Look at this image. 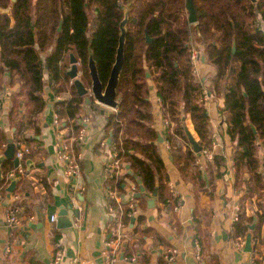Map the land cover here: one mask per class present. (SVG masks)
<instances>
[{
  "label": "trees",
  "instance_id": "1",
  "mask_svg": "<svg viewBox=\"0 0 264 264\" xmlns=\"http://www.w3.org/2000/svg\"><path fill=\"white\" fill-rule=\"evenodd\" d=\"M192 3L196 23L189 24L185 0H0V8L10 9L9 13H0V95L4 93L9 73V85H19L10 96L9 121L16 125L20 110L28 105V123L39 133V114L46 107L43 92L48 86L59 98L54 110L60 124L70 128L69 135L78 136L83 126L80 121L86 117L85 97L78 94L68 75L71 54L78 60L79 78L91 88L89 57L92 53L99 78L106 86L116 61L120 24L128 15L125 61L116 96L119 104L108 117L107 132L113 153L124 167L130 166L132 174L125 170L122 174L107 176V189L121 194L127 192L128 185H135L139 192L137 179H140L146 193L152 194L158 189L157 201L162 206L173 210L179 203L178 195L170 192L169 174L158 147L159 130L155 127L150 99L152 80L160 98V115L172 123L164 129V138L180 179L190 185L194 200L190 216L198 261L220 264L206 227L213 211L212 184L223 175L220 169L224 158L213 154L212 161L205 162L201 169L196 162L198 154L192 151L181 121V116H188L202 150H212L204 81L195 74L191 60L194 37L198 38L205 61L212 67L205 79L215 97L223 100L219 113L232 147L233 188L239 198L237 220L231 224L230 237L233 241H245L250 234L253 262L264 264L261 249L264 246V0H192ZM146 32L154 38L149 43ZM45 70L49 75L48 84L44 81ZM89 98L91 106L99 107L93 96ZM7 140L5 132L0 130L1 150ZM78 143L73 144L76 153ZM11 171L21 176L13 161L5 160L0 193H6L10 183L6 174ZM40 182L45 189H50L45 178ZM27 184L22 177L15 189L19 188L25 196L30 191ZM201 195L210 200L203 208L198 205ZM107 202L117 214L118 220L114 223L121 224V228L133 223L131 214L136 208L147 210V201L142 197L123 203L108 195ZM247 204L253 205L251 214L247 213ZM23 208L27 215L31 212ZM254 220L255 227L250 230ZM175 226L180 228L177 219ZM133 229L137 245L128 241L124 246L125 239H119L117 233L109 239L119 240L125 258L134 257L139 246L147 242L146 238L153 237L164 249L170 247L156 229L147 225L143 213L136 217ZM57 232L55 242L59 244ZM170 250L162 251L159 264H170L167 260ZM141 261L150 263L148 252L142 254Z\"/></svg>",
  "mask_w": 264,
  "mask_h": 264
},
{
  "label": "crops",
  "instance_id": "2",
  "mask_svg": "<svg viewBox=\"0 0 264 264\" xmlns=\"http://www.w3.org/2000/svg\"><path fill=\"white\" fill-rule=\"evenodd\" d=\"M192 48L196 55L199 54L198 61L196 59L192 61L194 72L207 85L205 101L213 139L212 152L224 158V165L220 169L223 175L215 179L212 184L213 211L206 229L211 236L212 248L218 255L220 264H253L250 252H244L243 247H237L236 242L230 237V227L233 223L239 194L233 188L232 147L225 134L226 124L219 113L223 107V100L221 97H215L209 82L205 79L212 72V67L205 61L198 38L194 39ZM45 57L46 54H43V58ZM8 77L9 73L6 74L4 93L0 95V130L5 132L7 138H13L17 144L29 148V152L20 162L19 170L23 179L28 183L30 191H27L25 196L21 195L19 188L15 189V193L14 191L1 193L0 264H55L54 254L58 244L55 242V230H58V245L63 252L59 264H73L76 261L80 264H107L103 254L107 248L118 255L119 261L115 264H143L141 256L147 252L150 256L149 264H159L160 254L169 249L175 251L170 264H200L190 216L195 206L194 200L190 194V185L183 184L180 179L173 163L169 144L164 138V129L172 126V123L165 124L160 115V98L156 94L152 80L150 99L155 114V127L159 130L162 139L158 147L169 174V186L173 188L175 195H178L179 203L171 210L159 204L156 198L154 209H149L148 203L146 211L136 208V213L132 216L133 223L129 227L121 228V224L116 226L114 223L118 220L116 212L108 206L109 191L106 185V179L109 176L107 167L115 155L108 143L110 134L107 132V122L109 115L116 110L101 106L96 101L99 107H93L91 103L87 104L85 101V116L89 118V121L87 124L83 123L85 137L83 141H80L79 134L78 136L68 134L70 128L65 124L56 126L54 106L59 98H56L51 89L46 86L43 92L46 107L39 114L40 130L39 133H35V128L28 123V105H24L20 110L21 115L16 125L9 121L8 115L12 107L10 96L19 89V85H9ZM48 80L49 75L45 70V83L48 84ZM190 126L191 130L188 129L197 141L198 137L191 124ZM75 141L79 142L77 153L73 145ZM63 142H69L72 146V153L80 156L78 175H67L65 172L66 162L59 156V149ZM2 152L3 149H0V155ZM204 165L205 163H203V169ZM125 170H127L126 166ZM21 176H17L15 180L19 181ZM41 178L46 179L50 186L49 190L45 189L40 182ZM204 178L208 182L206 172H204ZM130 186L132 185L127 186L126 193L117 194L115 192L116 201L133 202L137 190L132 192ZM145 195L150 197L152 194L145 192ZM209 201L206 196L201 195L198 205L203 208L210 204ZM21 202L24 203L23 206ZM12 205H18L21 209V222L15 228L9 227L6 220L7 209ZM246 206L247 213L251 214L253 205L247 204ZM23 207H27L26 210L31 212L27 215ZM62 209H67L73 223L66 229H59L57 220L51 221L52 215L55 214L58 217ZM142 213L146 216L147 225L156 229L169 242L170 247L164 249L153 237H145L147 242L139 246L134 257L125 258L124 256L121 259L124 251L120 247L119 240L113 242L109 239L117 233L119 239H125L124 243L130 241L132 245H137V236L133 228L136 224V217ZM176 219L180 223L179 229L175 226ZM109 243L112 244L111 247L108 246ZM261 249L264 251V246Z\"/></svg>",
  "mask_w": 264,
  "mask_h": 264
},
{
  "label": "water",
  "instance_id": "3",
  "mask_svg": "<svg viewBox=\"0 0 264 264\" xmlns=\"http://www.w3.org/2000/svg\"><path fill=\"white\" fill-rule=\"evenodd\" d=\"M15 1V0H13ZM254 2L255 0H251ZM185 10L187 12V20L189 24L196 23V14L194 10V6L192 3V0H185ZM10 9H3L0 8V13H9ZM127 22H128V15L125 16L124 20L120 24V37H119V45L117 49V55H116V61L113 65L108 83L106 86L103 85L99 78L97 64L94 60L93 54L90 53L89 57V70L90 75L92 78V86L91 88H87L84 83L79 78V69H78V60L74 56V54H71V69L68 71V75L73 80V83L77 89V92L80 96L85 97V101L87 104L91 103V100L89 96H93L95 101L105 107H108L110 109L116 110L118 107L119 102L116 99L117 96V88L119 85L120 75L123 69L124 61H125V42H126V34H127ZM63 20L60 21L58 31L60 32L62 30ZM154 38L150 37L149 34L146 32V41L149 43ZM235 50V43L232 44V51ZM147 77L150 78L149 71H146ZM104 112V111H102ZM184 121V118H182ZM252 130L255 132L253 126H251ZM184 132L187 137V140L192 148V151L196 154H199L202 150V147L199 145L198 141H196L191 134L190 130L186 125H184ZM161 135L159 133L158 142H161ZM108 143H111V138L108 139ZM20 147V144H17L13 138H8L7 144L5 149L2 152V155H0V184L4 180L5 175L3 172V163L5 160H12L14 163V167L19 168L21 159H19L16 156V151ZM126 169L128 170V173L132 174V171L130 169V166L127 165ZM18 180H12L10 182L9 187L7 188V191L9 193H12L17 185ZM138 184L140 185V191L135 194V197H143L147 203L149 209H154L156 206V198L158 194V189L156 188L152 195L150 197L145 195V188L142 184V181L140 179H137ZM256 221L254 220L252 224L249 225V229L253 230L255 227ZM73 225L70 216L68 214L67 209H62L57 217V227L59 229H66ZM127 243H124V246ZM244 252H250L251 250V236L250 234L246 235L245 241H244ZM124 258V252L121 254V259Z\"/></svg>",
  "mask_w": 264,
  "mask_h": 264
},
{
  "label": "built area",
  "instance_id": "4",
  "mask_svg": "<svg viewBox=\"0 0 264 264\" xmlns=\"http://www.w3.org/2000/svg\"><path fill=\"white\" fill-rule=\"evenodd\" d=\"M195 59V54H192L191 56V60L193 61ZM89 121L88 117H83L82 120L80 121L82 124H87V122ZM165 124L168 123L167 120H164ZM55 124L56 126L60 125V121L57 117V115H55ZM85 137V128H81L80 132H79V136L78 139L80 141H83ZM71 144L69 142H63L61 144V147L59 149V156L60 159L66 162V174L67 175H78L80 173V156L79 154H73L72 153V148H71ZM29 152V148L24 146V145H20V147L17 149L16 151V156L22 160V158L24 157V155ZM213 159V152L212 150H201V152L198 154L196 162L198 163L199 167L202 169L203 168V163L205 162H209L212 161ZM20 166V165H19ZM231 169L232 172L234 173V168H233V161H232V165H231ZM125 171V167L124 165L120 162V160L117 158V154L115 153L113 160L111 161V164L107 167V172L109 174V176H113L114 174H120V172ZM15 173L10 172L6 178L11 181V180H15ZM131 191L135 192L136 191V187L135 185L130 186ZM170 192L172 193V195H175L173 188L170 187ZM109 196L112 199H117V195L114 191H110L109 192ZM0 197H1V193H0ZM20 207L17 205H12L7 209V215H6V220L7 223L9 225V227H15L17 225L20 224L21 219H20ZM237 210V208H236ZM136 213V211L134 210L132 212V216ZM57 220V215H52L51 217V221L55 222ZM237 220V212L234 214L232 221H236ZM111 243H109V247H111ZM237 247L241 248L242 245L237 243L236 244ZM59 246V245H58ZM241 246V247H240ZM244 246V243H243ZM60 247V246H59ZM57 248V250L55 251L54 254V262L55 264H59L60 261L62 260L63 257V252L61 248ZM171 255L169 257H167L168 262L170 263L173 260V254L175 253L174 250H170ZM104 256H105V260L107 264H115L119 261L118 255L115 254V252H112L109 248L105 249L103 252ZM73 264H80L77 261L74 262ZM254 264V262H253Z\"/></svg>",
  "mask_w": 264,
  "mask_h": 264
},
{
  "label": "rangeland",
  "instance_id": "5",
  "mask_svg": "<svg viewBox=\"0 0 264 264\" xmlns=\"http://www.w3.org/2000/svg\"><path fill=\"white\" fill-rule=\"evenodd\" d=\"M196 37H194V39H195ZM195 50H194V48H192V54H195V59H196V61H198V57H199V54H197L196 55V53L194 52ZM204 88H205V97H206V91H207V85L205 84V82H204ZM102 106V105H101ZM182 118H184V121L182 120ZM181 121H182V123H183V125H186L189 129L191 128V126H190V119L188 118V116H181ZM191 130V129H190ZM171 187V186H170ZM248 203V202H247ZM238 211V205H237V210H235V213ZM234 242H236V244L237 243H239V244H241L242 245V247H244L243 246V243H244V241H234ZM241 247V246H240ZM241 247V248H242Z\"/></svg>",
  "mask_w": 264,
  "mask_h": 264
}]
</instances>
